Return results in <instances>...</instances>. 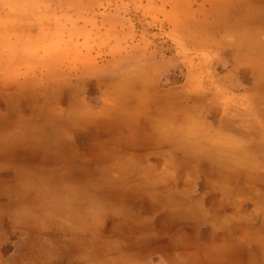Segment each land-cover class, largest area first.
Listing matches in <instances>:
<instances>
[{"label": "crops", "instance_id": "crops-1", "mask_svg": "<svg viewBox=\"0 0 264 264\" xmlns=\"http://www.w3.org/2000/svg\"><path fill=\"white\" fill-rule=\"evenodd\" d=\"M263 54L256 49L248 65L232 60L227 86L251 90L264 122ZM179 83L125 102L102 84L89 96L86 84L71 83L44 110L3 94L0 264H224L240 231L264 250V218L251 230L258 206L242 211L235 181L219 171L223 157L206 141L203 156L193 153L194 126L243 137L245 122L208 93L183 97ZM253 190L264 199L262 186Z\"/></svg>", "mask_w": 264, "mask_h": 264}, {"label": "rangeland", "instance_id": "rangeland-1", "mask_svg": "<svg viewBox=\"0 0 264 264\" xmlns=\"http://www.w3.org/2000/svg\"><path fill=\"white\" fill-rule=\"evenodd\" d=\"M256 49H264V0H0V100L14 94L44 110L68 84L81 83L89 96L102 84L125 102L169 79L181 83L183 97L208 93L245 122L246 132L200 133L194 126L201 135L193 138V153L203 156L205 141L212 142L215 160H224L219 171L235 181L230 192L245 200L242 211L258 206L254 230L264 218V199L253 190L255 183L264 188V122L253 113V92L237 95L227 84L232 60L252 64ZM243 232L224 264L263 260L257 238ZM213 261L220 263L203 257L193 264Z\"/></svg>", "mask_w": 264, "mask_h": 264}, {"label": "bare ground", "instance_id": "bare-ground-1", "mask_svg": "<svg viewBox=\"0 0 264 264\" xmlns=\"http://www.w3.org/2000/svg\"><path fill=\"white\" fill-rule=\"evenodd\" d=\"M263 56H264V54H263ZM263 56H261V59H263V58H262ZM263 60H264V59H263Z\"/></svg>", "mask_w": 264, "mask_h": 264}]
</instances>
